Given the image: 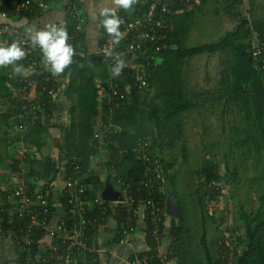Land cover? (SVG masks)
Wrapping results in <instances>:
<instances>
[{"label":"built area","instance_id":"1","mask_svg":"<svg viewBox=\"0 0 264 264\" xmlns=\"http://www.w3.org/2000/svg\"><path fill=\"white\" fill-rule=\"evenodd\" d=\"M62 1L0 0V6H4L0 18L7 20L18 17L21 21L27 22L21 25H29L31 19L39 21L48 13L60 8ZM205 1L237 3L243 0H136L129 9L130 15L125 12L117 13L122 21L119 44H114L112 37L102 27L96 53L89 54L90 58L80 48L82 41L81 44L78 41L81 34L86 36L84 30L86 21L78 7L69 2L65 6L66 18L57 26L66 28L69 35L68 43L74 48L75 54L72 64L63 73L53 76L41 62L39 50H32L30 43H21L26 53L25 58L19 61L25 68L19 78L22 92L27 103L35 104L37 101L40 105H33L32 109H26L17 118V133L22 139L29 134L32 129L29 122L36 121L38 115H41V121L43 125L49 127V131L66 125L71 119L70 103L64 93L70 82L67 73L73 66L83 68L84 61H90L92 57L95 58L94 62L107 71L106 81L98 84L99 86L104 84L102 91L110 98L108 104L111 106H118L115 102L130 97L133 91L147 90L152 71L161 63L162 53L177 47L170 43L174 31L173 17L186 8L201 6ZM11 20L0 22V45L8 46L13 41L20 42L25 39L23 28ZM75 23L76 29L72 32L71 26ZM254 37L259 39L257 33ZM109 49L124 60V67L119 76H113L111 72L115 64L111 57L105 55ZM253 50L252 57L264 70V35L261 42L257 40L254 43ZM54 124L56 128L52 126ZM101 126L102 123L99 127ZM110 127H104L106 132L99 128L95 139L103 140L105 134L119 132L118 128ZM65 136L63 132L60 138ZM153 137L150 135L141 140L132 150L138 155V159L149 165L147 171L148 173L152 171V177L142 181L136 189L118 180L115 185L118 187L119 198L115 201L106 200L103 190H94L92 186L83 184L82 172L76 157L69 159L66 152H59L58 149H52L48 155V151L44 149H27L17 144L13 155L17 172L14 177L8 179L7 184H10V187L5 191L7 201L0 208V245L4 243L9 248V255L5 256V260H0V264H100L108 248L106 245L101 247L97 235L101 229L108 227L110 220L115 221V231L111 239L120 247L133 249L134 238L140 231H143L145 237L147 229L154 238L156 254L140 257L139 254L132 252L127 264H178L177 256L170 257L168 252L163 251L164 234L160 225H165L166 220L164 221L165 214L160 211V203L154 194L156 189L159 193L165 191L166 180L159 168H151L149 159L153 156L151 151ZM103 151L105 150L100 148V152ZM47 159L56 165L57 173L43 176L41 179L36 177L35 189L30 192L31 186L27 179L30 163ZM70 161H73L71 164L73 171L69 174L66 166ZM158 164V160H155V165ZM60 182L63 187L58 191ZM155 182L159 183V188L154 186ZM142 192L146 193V198L139 201L138 196ZM63 199H67L66 205L61 201ZM53 208L55 211H52ZM16 221L21 223L15 225ZM5 223L6 226L3 228ZM38 231H42L44 236L35 252V237ZM23 244L26 247H23ZM19 251L24 252L22 260ZM12 254L13 257L10 258ZM225 261L223 258L221 264H227Z\"/></svg>","mask_w":264,"mask_h":264},{"label":"trees","instance_id":"2","mask_svg":"<svg viewBox=\"0 0 264 264\" xmlns=\"http://www.w3.org/2000/svg\"><path fill=\"white\" fill-rule=\"evenodd\" d=\"M244 1L247 0L236 4ZM208 3L205 1L198 7L201 8ZM3 11L4 6L2 5L0 6V13ZM190 17L191 15L188 12L179 13L173 17L174 31L170 43L178 47L174 50L168 49L162 53L161 63L152 71L150 85L147 90L133 91L130 97H124L119 102H115L118 106L108 104L110 98L102 91L104 84L101 86L98 84L99 82L104 83L107 79V71L102 66H96V64H91L88 60H85L86 66L83 68L73 66L68 71L70 82L67 84L64 93L70 103V126L63 130L66 136L58 139L56 148L59 152H66L69 159L77 158L84 185H90L98 191H102L106 187L108 180L102 179L100 172L92 166L94 160L100 154V148L104 149L108 155L104 167L107 171V179L111 177L109 183L115 184L118 180H121L131 185L132 189H136L142 181L152 177V171L149 173L147 171L149 165H145L141 159H138V155L132 152L140 141L136 140L135 136L142 135L143 129L150 125L157 130L155 134L163 136L165 131L173 127L172 125L182 113L197 107L196 104L192 103L189 93L183 89L182 80L184 61L200 55L219 54L226 57V69L223 72L221 81L223 96L220 100L226 99L227 102L237 107L239 117L245 124L243 129V133L247 136L245 142L250 145L259 142L264 150V70L262 65L252 57L253 45L257 40L262 41L264 30L251 27L250 21L247 18H242L236 30L229 32L218 42L185 48L181 41L189 34ZM11 19L21 21V18L18 17H11ZM75 29L76 23L71 26L72 32ZM255 33L259 35V39L254 37ZM84 36L81 34V39H78V41H80V44L82 41L80 48L90 58V44ZM17 63L20 64L19 61ZM21 75H14L11 66L0 67V108L2 105L7 107V112L3 115L5 123H9L11 117L18 118L26 109H32L33 105H40L37 101L35 104L27 103L19 81ZM154 89L160 90L161 104H157L150 99V92ZM33 122H29L32 129L26 137L25 143L27 146H36L38 150H43L45 144H43V141H45V136L50 129L48 126L43 125L41 115H38L36 121ZM100 123L103 126L99 127ZM52 126L57 127L55 124ZM105 126L107 128L114 126L119 129V132L104 133L105 138L103 140L95 139L99 128L102 132L107 131L104 128ZM177 130V133L180 134V125ZM17 135L19 137L16 136L12 141L15 145L25 139V137L22 139L20 134L17 133ZM144 137L146 138L147 135ZM154 144L153 141L151 147L153 156L149 159L151 168H159L166 180L164 184L165 191L159 193L156 189L154 195L157 196V202L160 203V211L165 214L164 221L171 219L169 226L166 223L160 225V229L164 234L163 251L168 252L170 257L177 256L179 258L178 264H221L222 258L227 261L229 256L235 253V249L236 251L241 249V253L237 252L235 254V264H264V193L259 198L260 209L258 212L249 213L242 208L241 213L238 214V227L234 229V235H232L234 237L232 241L236 242L233 249L227 245L226 238L221 237L219 244H216L217 248L215 246L217 255L212 261L211 252L204 244V238L207 236L205 228L192 225L194 230H189L186 227V221L187 215L192 218L193 222L197 221L196 215L198 214L205 221L207 218L214 220L207 207L210 202L216 201L220 192V190L215 189L222 178L219 165L214 161H209L196 172L199 175L201 186H203L200 192L202 196H200L198 202L200 208L199 210L196 208L195 198L191 196L192 200L190 199V202H193L192 206L194 207L192 212L187 213L188 210L185 211L183 209L185 207L181 203V194H178L177 191L178 175L174 174L175 160L170 159L169 161L165 157L157 156L155 151L157 145ZM159 151L162 154L163 147ZM182 156L184 162L187 163L188 149L185 146L182 147ZM155 160H158V165H155ZM11 162L13 165L11 167L12 172L8 175L9 179L14 177L17 172L13 157ZM72 162L70 161L66 166L69 174L73 171ZM55 169L56 165L50 159L42 162H31L27 178L31 186L29 191L35 189L34 179L36 177L41 179L43 176H50V174L57 173ZM30 178H32L31 182ZM158 182L160 183V181ZM158 182L154 183L156 188H159ZM212 186L213 192L210 195L208 190ZM145 194V192H142L138 196L139 201L146 198ZM169 195H174L178 200L181 213L180 219L167 215ZM61 201L64 205L67 204V199ZM52 211H55V209L53 208ZM20 223V221H16L15 225ZM5 226L6 223L3 228ZM200 228L203 233L199 240ZM145 232V244L148 249L147 252L139 254L140 257L154 255L157 250L151 231L147 229ZM237 233L240 235H237ZM43 236L44 233L38 231L35 237V252H37L39 242ZM195 241H200L196 248L194 246ZM166 244L168 245L165 246ZM23 247L26 246L23 244ZM18 254L22 260L24 252L19 251ZM204 258L207 259V263H204Z\"/></svg>","mask_w":264,"mask_h":264},{"label":"rangeland","instance_id":"3","mask_svg":"<svg viewBox=\"0 0 264 264\" xmlns=\"http://www.w3.org/2000/svg\"><path fill=\"white\" fill-rule=\"evenodd\" d=\"M81 2L87 6V11L91 14H97L105 7L111 8L116 13L131 14V10L122 11L121 8L115 6L113 0H82ZM240 6L236 3L211 1L201 8H186L181 14L188 12L191 15V27L188 36L182 39V45L185 48H194L213 44L229 32L235 31L242 21L241 18H244L241 15L246 14L244 11L247 10L245 5L241 8ZM237 7H239L238 10ZM82 10L84 11V8ZM44 19L45 17L41 20ZM93 21L91 17V29L99 28L97 24L101 27L99 22L93 25ZM45 22L48 21L45 20ZM97 39V35L92 36L88 39V43L94 48ZM225 69L226 57L223 55H200L186 59L183 65L182 87L189 93L192 103L197 107L182 113L172 125L173 127L165 131L163 136L155 134L157 130L152 125L143 129L142 135L135 136L136 140L141 141L145 139L144 136L153 135L154 145H157L155 148L157 156L165 157L169 161L170 159L175 160L174 174L178 175L177 191L181 194V203L185 207L182 208L185 211L188 210L187 213L192 212L194 207L193 202H190L192 197L195 198L196 208L198 210L200 208L198 202L202 196L200 192L203 186L196 172L209 161H214L219 165L222 178L215 189L220 192L216 201L210 202L207 207L214 220L207 218L205 221L198 214L196 215L197 221L193 222L188 215L186 221V227L189 230H194L192 225L205 228L207 236L204 238V244L211 252L212 261L217 255L216 244H219L221 237H225L227 245L233 249L236 242L232 241L234 239L232 235H234V229L238 227V214L241 213L242 208L249 213L258 212L259 198L264 193V150L259 142L251 145L245 142L247 139L246 134L243 133L245 124L239 117L237 107L227 102L226 99L220 100L223 96L221 81ZM159 95L160 90H151L150 99L161 104L162 99ZM5 112H7V107L2 105L0 108V208L6 204L5 191L7 187H10V184H7L8 175L12 172L11 158L14 155L13 148L16 146L12 141L16 136L19 137L17 118L11 117L9 123H5L3 119ZM178 124L181 127L180 134L177 133ZM27 136L28 134L19 144L27 148H37L26 145ZM43 144L45 151L53 149L49 138L46 137ZM184 146L188 149L187 163L184 162L182 156ZM161 147H163L162 154L159 151ZM102 156L105 157L106 154ZM13 162H16L15 158ZM94 165L102 168L103 158H96ZM105 174V171H101L102 176ZM212 189L213 186L208 190L210 195L213 192ZM199 232L200 240L203 230ZM237 235L240 234L237 233ZM195 243L196 248L200 241H195ZM240 250L235 249V253L227 259V264H235V254ZM203 260L207 263V259Z\"/></svg>","mask_w":264,"mask_h":264},{"label":"clouds","instance_id":"4","mask_svg":"<svg viewBox=\"0 0 264 264\" xmlns=\"http://www.w3.org/2000/svg\"><path fill=\"white\" fill-rule=\"evenodd\" d=\"M136 0H113L115 6L129 10ZM102 19V27L109 36L112 37L114 44H119L121 33V19L116 11L105 7L99 13ZM23 28V41H13L8 46L0 45V67L11 66L14 75H21L25 68L22 64H18L25 58V50L21 47V43H30L32 50H39L41 62L45 69L53 76H58L64 72L69 65L72 64L74 56V48L68 43L69 35L64 27H58L56 24H45L43 28L36 25H18ZM105 55L111 57L115 66L111 68L113 76H119L124 67V60L119 54H114L110 49Z\"/></svg>","mask_w":264,"mask_h":264},{"label":"crops","instance_id":"5","mask_svg":"<svg viewBox=\"0 0 264 264\" xmlns=\"http://www.w3.org/2000/svg\"><path fill=\"white\" fill-rule=\"evenodd\" d=\"M80 1V2H79ZM63 0L61 2L60 8H58L57 10L48 13L47 15H45V19L41 20L42 17L39 21L36 19H31L28 23L29 25H36L40 28H43V26L45 24H59L62 23L64 21V19L66 18V11H65V6L70 3H73L74 5H76L78 7V9L80 10L81 14L83 15V18L85 19V25H84V30L86 32V40H88L90 37H95V35L100 36V32L102 31V19L103 17L99 16V13H92L87 11V6L84 5L83 2H81L82 0ZM247 7L246 12L244 11V15H241L244 18H247L250 21L251 27H256L257 29L260 30H264V0H247L244 1L243 3H239L238 5H241L242 7L244 5ZM79 5V6H78ZM240 6V8H241ZM84 8V11L82 10ZM237 10L239 9V7L236 8ZM86 11V12H85ZM90 17V18H89ZM91 17L94 19V21L92 22L93 25H96V22L101 23V27L100 24H97V26L99 28H90V23H91ZM242 19V18H241ZM4 20V21H9L11 19H2V17L0 18V22ZM48 21L45 22L44 21ZM11 21L15 22L14 19H12ZM17 22V21H16ZM14 23L15 25H21V24H26L27 22H25L24 20H22L20 23ZM92 25V24H91ZM101 29V30H100ZM92 30V31H91ZM97 39V41H98ZM90 44V43H89ZM95 47L93 48L90 45V49L91 51L90 54L94 55L96 53V45L97 42L94 44ZM93 58V57H92ZM91 64H94L96 62L94 61H89ZM86 66V64L84 65ZM96 66H100L99 64L96 63ZM70 126V120L68 122H66L65 126L62 127H57V129L49 131L48 134H46L45 138H49V143L52 144L51 147H53V149L56 148L57 146V141L61 136V133L63 132V130H66L67 128H69ZM57 149V148H56ZM48 155H50V151L47 152ZM106 154L105 157H103L102 155ZM102 156V157H101ZM97 158H103V165L102 168H98L96 165H94L93 162V168L96 169V171H99L101 174V171H105V173H107V171L105 170V163L108 159V155L105 151L100 152L99 156ZM106 159V160H105ZM104 180H108L106 183V187L103 190L104 192L109 189L110 193H111V198L112 200L109 201H115L114 198V194H118V187L115 184L109 183V180L111 179V177L109 179H107V174L103 175L101 177ZM63 187V184L60 182L58 184V191H60ZM171 224V219H166V225H170ZM142 229H144L143 227H141ZM115 231V221L114 220H110L108 227H105L103 229H101V232L99 233V235H97V240L99 242H101V247H104V245H106V247L108 248L107 252L105 251V253L103 254L102 260L100 262V264H127L128 258L131 256L132 252H135L137 254H141V253H145L147 252L148 247L145 244V237L142 234L143 231H140L139 234H137V236L134 238V242H133V249L131 247H120L119 245L115 244L113 242V240L111 239L113 232ZM168 244H166L167 246ZM166 250V248H165ZM9 251V248L7 246L4 245V243H2V246L0 245V260H5V256L9 255V253L7 254V252ZM13 257L10 255V258Z\"/></svg>","mask_w":264,"mask_h":264},{"label":"water","instance_id":"6","mask_svg":"<svg viewBox=\"0 0 264 264\" xmlns=\"http://www.w3.org/2000/svg\"><path fill=\"white\" fill-rule=\"evenodd\" d=\"M122 11H126L124 9H122ZM95 58H91V61H94ZM100 61V59H99ZM104 197L106 200H112L111 198V193L109 191V189H107L104 192ZM119 198V195H115L114 194V198L115 200H117ZM167 215L173 218H177L180 219L181 218V213H180V209H179V204H178V200L174 195H169L168 197V201H167Z\"/></svg>","mask_w":264,"mask_h":264}]
</instances>
